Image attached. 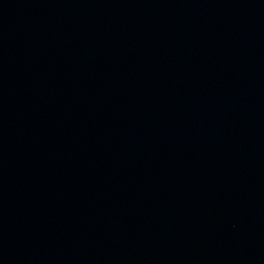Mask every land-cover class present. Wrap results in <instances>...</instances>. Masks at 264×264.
Masks as SVG:
<instances>
[{"label": "water", "instance_id": "obj_1", "mask_svg": "<svg viewBox=\"0 0 264 264\" xmlns=\"http://www.w3.org/2000/svg\"><path fill=\"white\" fill-rule=\"evenodd\" d=\"M0 264H264V0H0Z\"/></svg>", "mask_w": 264, "mask_h": 264}]
</instances>
